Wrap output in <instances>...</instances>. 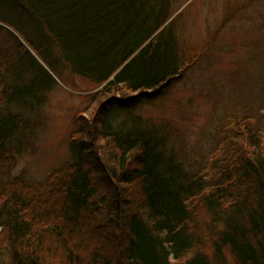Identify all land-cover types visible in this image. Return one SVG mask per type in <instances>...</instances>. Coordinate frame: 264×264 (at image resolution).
I'll list each match as a JSON object with an SVG mask.
<instances>
[{"label": "trees", "instance_id": "trees-1", "mask_svg": "<svg viewBox=\"0 0 264 264\" xmlns=\"http://www.w3.org/2000/svg\"><path fill=\"white\" fill-rule=\"evenodd\" d=\"M174 10L173 0H0V31L56 66L52 45L103 85L92 117L74 120L61 169L40 182L12 175L55 82L25 44L0 45V264H264V70L199 164L180 158L164 125L129 112L192 64Z\"/></svg>", "mask_w": 264, "mask_h": 264}, {"label": "rangeland", "instance_id": "rangeland-1", "mask_svg": "<svg viewBox=\"0 0 264 264\" xmlns=\"http://www.w3.org/2000/svg\"><path fill=\"white\" fill-rule=\"evenodd\" d=\"M173 5L175 36L188 53L190 60L185 66L190 61L192 64L163 94L134 105L129 112L164 125L174 136L173 146L180 158L186 162L191 158L193 165L209 153L210 160L216 153L210 149L217 140L216 128L223 123L228 109L249 99L253 91L255 98L258 82L263 87L256 75L264 70V0H173ZM2 26L3 48L11 47L14 39L25 44L20 32ZM24 46L53 77L55 85L47 92L46 103L38 108L37 116L35 112L31 114L41 123L35 127L31 146L20 151L11 170L12 175L24 172L40 182L69 160L74 120L79 116L92 117L103 85H94L71 72L52 45L48 51L56 66L44 63L27 44ZM263 94L258 93L257 98ZM230 123L229 120L224 125ZM225 140L235 142L228 136ZM193 206L196 213L202 208L198 200ZM79 258L84 261L87 254L81 253Z\"/></svg>", "mask_w": 264, "mask_h": 264}]
</instances>
